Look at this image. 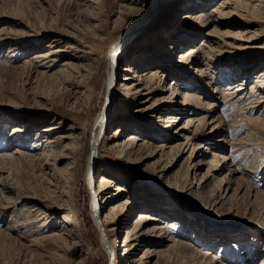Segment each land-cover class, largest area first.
Wrapping results in <instances>:
<instances>
[{"label": "rangeland", "instance_id": "rangeland-1", "mask_svg": "<svg viewBox=\"0 0 264 264\" xmlns=\"http://www.w3.org/2000/svg\"><path fill=\"white\" fill-rule=\"evenodd\" d=\"M218 2L98 0L94 5L102 12L86 16L69 0H0V154L16 148L23 152L0 160V264H264V128L255 126L253 138L243 142L252 128L244 116L264 119V106L256 113H238L241 103L255 104L249 89L264 67L255 66L242 85L246 89L238 93L246 97L239 104L222 101L229 80H216V62H222L219 70L225 76L240 65L235 64L237 53L224 57L238 49L223 43L218 48L216 41L225 38L207 33L228 29L207 19L217 15L211 10ZM144 12L124 55L110 62L107 46ZM231 19L257 23L253 45L264 46V18ZM56 46L61 52L46 58L51 67L33 58ZM204 51L210 52L211 65ZM139 56L145 60L139 75H146L133 88L134 78L125 68ZM63 60L84 68L66 69L72 74L63 81L57 72ZM155 69L159 85L149 93L144 86ZM242 77L230 82L239 84ZM111 79L115 111L122 115L105 126L88 167L95 120L109 99ZM186 92L199 102L184 106ZM186 117L198 123L197 131L195 126L181 129ZM51 125L54 129L48 130ZM15 127L21 131L13 132ZM129 133L140 137L138 153L128 154L123 147ZM46 137L58 142L54 150L72 144L76 164L69 182L59 172L64 182L49 183L43 172H52L53 166L42 168L28 159L42 151ZM70 160L54 161L55 166L63 171ZM93 170L95 182L99 174L113 181L99 193L104 202L95 211ZM115 184L124 191L107 199ZM124 198L129 205L110 215L107 249L98 226L106 225L110 205ZM66 210L74 217L69 223L60 218ZM41 211L46 218L39 219ZM139 213L150 220L123 257L119 245ZM54 231L67 244L50 236Z\"/></svg>", "mask_w": 264, "mask_h": 264}, {"label": "bare ground", "instance_id": "bare-ground-1", "mask_svg": "<svg viewBox=\"0 0 264 264\" xmlns=\"http://www.w3.org/2000/svg\"><path fill=\"white\" fill-rule=\"evenodd\" d=\"M69 1L71 2V4L75 5L79 10H81V12H85L86 16H87V14H90V13H97L98 14V13L102 12V10L99 6L96 7L94 5L95 4L94 1L97 2L98 0H69ZM190 1L191 0H189V2ZM256 1H258L257 4H249V2L244 1V0H219L218 6L211 10L212 12L216 13L217 15L216 16L215 15L214 16H207V19L210 17L211 18L210 21H212L216 24L215 26H217L218 23L228 26L227 30H224L223 32H220V33L215 28L212 29V31L207 32L210 34L211 33L212 34L218 33V35H221L222 37L225 38L223 42L216 41V44H217L216 46L219 48V47H221V45L224 44V45H228V46H231L233 48L238 49V51L232 50V51L226 52V55L224 57H228V60H229L231 55L237 53V55L235 56L237 58V60L235 61V64L240 65V68H233V72H229V71L226 72V74H227L226 76L224 74H223L224 76L220 74L219 69L222 67L220 65V63L222 64V62H219V60L216 62V63H218L217 65L219 67L214 68V72L216 74V77H215L216 80L219 79V76L220 77L222 76L223 78L226 77V79L229 80V83H227L225 92H223L225 95H223L222 101L226 102V103L233 102V103H231V105L234 103L239 104L241 102L242 98L246 97V95H243V93H238V91L246 89V87H244L242 85L247 84L246 82L248 81V79L250 77L249 75L252 73V71L255 70L256 67H258V66L264 67V61H263V59H264V46L253 45L254 39L256 38L255 36L257 34V32H256L257 30L253 29L252 27L256 26L257 23H255L253 21H249V20L243 21V22L235 21V20L232 21V19H231L232 15H234V16L240 15L241 17L249 18L252 20H256V19L263 20V18H264V1L263 0H256ZM145 15H146L145 12L140 14L137 17V19H138L137 21H134L133 23H130L129 25H127L122 38L120 37L119 39L118 38L114 39L112 41V43H110L107 46L106 55H108L110 62H115L121 56L124 55L125 47L130 45V42L132 41L131 37H132V34H134L133 31H135L136 27L141 24V21H143ZM220 18H224L227 20L226 21L225 20L220 21ZM204 20L206 21V19H203V21ZM170 25H171V23H170ZM229 28H232V29H229ZM189 38H192V37H189ZM189 40H191V39H189ZM259 49L263 50V51H259ZM56 51L61 52V48H58L56 46V47L48 50L47 53H37L33 58H41V59H38V62L45 60L44 63L45 62L49 63V59L46 60V58H49V56H51ZM191 51H193V50L191 49L190 52ZM240 51H241V53H240V55H238V53ZM262 52H263V54H262ZM203 55H204V59H207L209 61L208 64L211 65L212 61H210L211 60L210 59L211 57L209 56L210 52L204 51ZM139 57L131 59L128 66H126V68H125L127 72L132 73V76H130L129 78H134V82L132 83V85H134L133 88H135V86L143 83V79L141 78V76L146 75V74L139 75V72H140L139 69H141L142 65L145 64V60L143 58H141V57L139 58ZM238 58H240V59H238ZM260 59H262V60H260ZM52 60H53V57H52ZM52 65L53 64L50 62L49 64H47V67H51ZM61 65H62L61 67L62 68L64 67V68L63 69L60 68L57 72H59V75H60L59 78L63 81H69V77L72 74V72H69V71H68V73H66L65 72L66 69H71L72 71L77 72L76 70H80V69L84 68L81 65L79 66V65H76V64H74L70 61H66V60H63ZM159 67L161 68V65ZM159 67H157V68H159ZM88 69H89V66H88ZM164 69H166V68H164ZM158 70L157 69L150 70V74L147 77L148 82H146L144 88L146 90H149V93H153L154 92L153 90L156 89L157 86L159 85V83H157V82H159V77L157 75ZM61 71H64V72H61ZM242 74H244V77H242L240 79L239 84L233 85L232 82H230L236 76H240ZM78 85H79V83H78ZM115 85L116 84L114 83L113 79L109 80V99L107 100L105 106L103 107L102 112H100V114L97 116V118L95 120L96 129L94 130L93 135L91 137V142H90L91 153H90V157L88 159V167H92L93 163L95 162V159H96V156L98 153V147H99L100 139L104 133L105 126L107 124L111 123L113 116L122 115V114L117 113L119 111H117V112L115 111L116 105H114V102H115V96L117 95ZM126 88H127V86H126ZM129 88H130V86H129ZM140 88H143V87H140ZM171 90H172L171 94L172 95L175 94L176 89L171 88ZM249 90L250 91H249L248 97H249V99L254 98L255 100L253 101V103H255V104L249 105L247 107H242V105H244V103L243 104L241 103L240 108H239L240 110L238 113H247V112L248 113H256L258 111L259 107L264 106L263 105V103H264V69L258 71L256 78H254V81L251 83ZM257 95H259V96L257 97ZM195 102H199V101L197 100V98L195 99L194 96L188 95L187 92L182 96V103L184 104V106L189 107V106L193 105V103L195 104ZM243 109L246 112H243L244 111ZM166 116H169V115L167 114ZM244 117H246L245 118L246 123L249 124L250 126H252L251 130L248 131L249 133L246 134L247 137L243 138V142H246L245 139L247 140V139L253 138L252 130H254V128H256L255 126L264 128V119H259V118L251 119V118H247L248 116H244ZM174 119H176V118H174ZM185 119H186L185 125L182 126L181 129H187L188 127L195 126V123L191 120L190 117H186ZM197 126H198V123H197ZM197 126H195L193 130L197 131L198 130ZM53 127H54V125L49 126L48 130H53L54 129ZM117 128L121 132V129H119V127H117ZM118 130L116 131L117 133H118ZM18 131H21L19 129V127H15L13 129V132H18ZM127 136L128 137L125 140L123 147H126V149L128 150L127 151L128 154L138 153L140 150V147H141V145L138 144V141H140V137H138L135 133H129ZM44 140L46 143L44 144L42 151L38 155L33 156L32 158H28V159L31 161H36L39 164V166L42 168H45V167L50 168L49 165L53 166L52 169H50V171H52V172H49V171L43 172L44 175H48L47 181L49 183H55L56 185H59L61 183L62 179L64 182V178L59 172H65V174H66L65 183L69 182L70 179L73 177L72 169L75 167V164H76V153L73 152V149H72L73 146H71L72 144L71 143L64 144L61 146V148L59 150H54L53 147L55 148V146H57L58 142L54 143L55 140L53 139V137H46ZM52 143H54V144L51 145ZM38 144L39 143L34 144L32 147H36ZM19 153L21 154V156L23 155L22 150L20 148L19 149L16 148V150L11 154H0V160H2V159L5 160L7 158H9V160H10V158L12 156H14L13 154H19ZM62 158H70L71 159L70 162L67 163V165L65 166L63 171L61 169L57 168L55 166L56 162H54V161H60ZM51 161H53V162L50 163ZM91 178H92V183L94 182V187L96 184V186L98 188V190H97L98 193L96 195V199H94L93 204H92V208L95 211V209H97V210L100 209L102 207L101 202H104V199H102V200L100 199L99 193L101 191H104L107 188H109L110 183H112L113 181L107 175H103V174L100 175L99 174L98 178L96 179V182L97 181L98 182L96 183L95 179H94V170L91 174ZM63 182H62V189L60 190L61 194H63V193L65 194ZM115 185H116V187L114 189V193L111 194L110 196H109V194L106 195V196H108L107 199H112V196L118 195L124 191V188L120 184H115ZM122 200L123 201H121V203L115 202V203L110 205L111 207H110L108 213L105 214V217L108 218V221L106 223L107 227H105L106 225L103 226V224H101V226L100 225L98 226L99 229L101 227L102 233L104 235V237H102V244L107 249H109V246L111 245L110 240H109V236H108V232L113 229L110 225V223L113 222V220L110 221V219H112L110 217V215L113 213L115 214L119 209L124 210L130 203L129 199H127V198H124ZM30 208L32 210H35L34 209L35 207H33V206H30ZM44 212L45 211H41V213H39V215H42L39 219H42L43 217L46 216V214ZM72 215L73 214L70 210H66V212H64L62 214V216H60L61 222H64V223L71 222L70 220H72V218H74ZM98 218L100 219L99 216H98ZM149 220H150V218L146 217L143 213H139V216L135 219L134 223L130 227L125 229L126 232H125L124 237L122 239V243L119 245L123 248V252H122L123 257L124 256L126 257V253L129 251L130 242L132 240L139 239L140 237L143 236L144 229L142 226L144 223H146ZM65 233L68 237H71V235H73L70 228H66ZM50 236H52L53 238H56L62 244H65V243L67 244V238L63 237L62 234H59L56 231H54L52 234H50ZM146 251H149V249H146ZM145 254L146 253L144 252L141 257H143ZM146 256L147 255H145L144 258Z\"/></svg>", "mask_w": 264, "mask_h": 264}]
</instances>
